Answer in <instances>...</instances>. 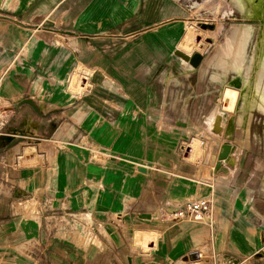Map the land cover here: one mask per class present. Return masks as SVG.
Wrapping results in <instances>:
<instances>
[{
  "label": "crops",
  "instance_id": "0c3cea01",
  "mask_svg": "<svg viewBox=\"0 0 264 264\" xmlns=\"http://www.w3.org/2000/svg\"><path fill=\"white\" fill-rule=\"evenodd\" d=\"M164 18L146 0H0V264H264V114L239 142L217 132V70L185 75L187 30ZM205 198L207 223L172 219Z\"/></svg>",
  "mask_w": 264,
  "mask_h": 264
},
{
  "label": "rangeland",
  "instance_id": "374dc122",
  "mask_svg": "<svg viewBox=\"0 0 264 264\" xmlns=\"http://www.w3.org/2000/svg\"><path fill=\"white\" fill-rule=\"evenodd\" d=\"M169 7L177 10L176 16L171 15L164 18ZM146 14L148 18H164L161 22L163 23V25L180 24L187 30V34L183 38L182 43L179 45V48L182 50L181 53L186 54L187 59L182 58L181 62H191L195 54H200L202 56V60L196 68L194 67L193 71H187L189 68H184L182 64L185 75L196 71L195 75L193 76L195 78L197 75H199V68L201 66L203 67L205 65H208V62L212 59L217 62L215 53L218 51V47L225 43L228 37H233L234 31L249 33V42L246 50L245 65L251 63V58L253 57L255 51L259 50L256 71L260 73L263 69L264 15L258 14L256 10H251L249 8V5L247 4L244 5L240 1L233 0H146ZM210 25L214 26L213 30L203 28V26ZM187 42L189 44H193L194 50L190 51V49H187ZM177 56L180 57L179 55ZM221 60L227 63L228 73L226 77L229 74H233L234 77L235 73L231 70L230 57L228 55H225L221 58ZM215 63L211 64L210 66L214 70L219 68V65ZM180 69L181 66L179 65V73L181 72ZM168 79L169 78L164 76L162 80L168 83ZM229 81L230 80H225L222 83V89L225 90V93L219 103V107L226 110L229 114H234V117L238 118V121L235 124V129L231 134V137L226 136V129H223L222 131L225 132V136L227 138H230L227 140H232L234 135H236L239 142L240 136H242L243 139L248 136L250 120L255 110H245L243 107V103H241V105H239L238 107L235 106L237 92H226V86ZM175 83L178 84V80ZM75 84L77 85L78 89H76L78 91L81 90V85L84 87V89L85 86L86 88L89 86L87 81H84V77L81 75L77 76ZM70 88L74 89L73 82ZM224 101L229 102L231 106L225 107V105H223ZM209 126V130L213 133L210 123ZM252 132L260 134L262 132V129L259 125H255L252 128ZM217 137L223 136L218 135ZM252 148V150L255 152V147L253 146ZM177 218L172 217L175 222H178L179 219ZM190 218V222L201 223L195 222L192 218ZM134 249H139V247L135 246ZM142 249L146 253L149 252V249L147 247H144ZM179 264H203V259L195 262L182 260Z\"/></svg>",
  "mask_w": 264,
  "mask_h": 264
},
{
  "label": "bare ground",
  "instance_id": "6f19581e",
  "mask_svg": "<svg viewBox=\"0 0 264 264\" xmlns=\"http://www.w3.org/2000/svg\"><path fill=\"white\" fill-rule=\"evenodd\" d=\"M233 1H240L244 5L247 4L251 10H256L258 14L264 15V0ZM233 34V37H228L225 43L218 47V51L215 53L217 62L212 59L208 62V65L203 66L200 71L205 74L209 69H212L210 67L211 64L216 62L215 64L219 65V68L215 69L217 72L213 75V80L223 83L226 80L228 68L227 63L222 61L221 58L228 55L230 57L231 70L235 73V76L232 78V81L228 82L226 92H237L236 107L243 103L245 110H257L264 114V65L260 73L256 71L259 50L255 51L253 57L251 58V63L245 65L249 33L234 31ZM178 55H180V57L183 56L182 58L187 57L186 54L181 52H179ZM183 66L184 68L188 67L189 69H187L189 71H193L195 67L192 62H184ZM209 119L216 128L217 132H221L223 129H226L225 132L227 137H231V134L235 129V124L238 121V118H235L234 114H229L226 110L220 108L219 106L214 109ZM232 163L233 161L231 160L229 164ZM184 219L189 218L185 217L181 220ZM199 259L198 254H193L190 256L188 262L199 261Z\"/></svg>",
  "mask_w": 264,
  "mask_h": 264
},
{
  "label": "built area",
  "instance_id": "2783aa9c",
  "mask_svg": "<svg viewBox=\"0 0 264 264\" xmlns=\"http://www.w3.org/2000/svg\"><path fill=\"white\" fill-rule=\"evenodd\" d=\"M84 81L87 80L84 79ZM87 150H89L90 152L95 151L90 146H87ZM210 210L211 201L205 198L186 204L184 209H181L174 214V217H178L177 219H179V221L185 217H191L195 222L207 223V216ZM80 218H82V221L84 222L82 227L80 228L81 233H93V229L98 226V223L94 220V218L87 213L80 216Z\"/></svg>",
  "mask_w": 264,
  "mask_h": 264
},
{
  "label": "water",
  "instance_id": "95a60500",
  "mask_svg": "<svg viewBox=\"0 0 264 264\" xmlns=\"http://www.w3.org/2000/svg\"><path fill=\"white\" fill-rule=\"evenodd\" d=\"M204 29H210L213 30L214 26L210 25V26H203ZM211 41V40H209ZM180 56V55H179ZM183 57V56H182ZM185 59H187V57H185ZM202 60V56L200 54H195L191 60L192 64L195 66V68L199 65V63ZM25 103H29V104H33V102L31 100H26ZM236 151L235 146H230L228 144H225L222 146L219 156H218V162L217 165L215 167V173H226V165H228L229 161L231 160L232 156L234 155ZM144 219H151V216H146L143 217ZM185 260H189V257L186 258Z\"/></svg>",
  "mask_w": 264,
  "mask_h": 264
}]
</instances>
